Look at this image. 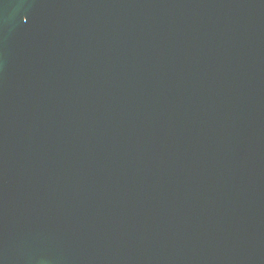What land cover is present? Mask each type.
Returning <instances> with one entry per match:
<instances>
[{
  "label": "water",
  "instance_id": "1",
  "mask_svg": "<svg viewBox=\"0 0 264 264\" xmlns=\"http://www.w3.org/2000/svg\"><path fill=\"white\" fill-rule=\"evenodd\" d=\"M0 264H264V0H0Z\"/></svg>",
  "mask_w": 264,
  "mask_h": 264
}]
</instances>
